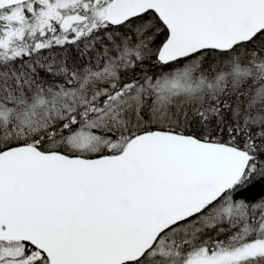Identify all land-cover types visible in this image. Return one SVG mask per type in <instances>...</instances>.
<instances>
[{
	"label": "snow or ice",
	"instance_id": "6c2138e0",
	"mask_svg": "<svg viewBox=\"0 0 264 264\" xmlns=\"http://www.w3.org/2000/svg\"><path fill=\"white\" fill-rule=\"evenodd\" d=\"M0 264H264V0H0Z\"/></svg>",
	"mask_w": 264,
	"mask_h": 264
}]
</instances>
